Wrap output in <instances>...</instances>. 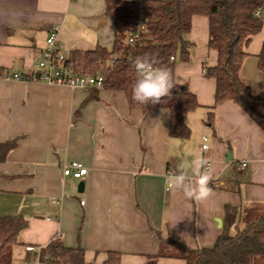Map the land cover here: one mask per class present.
Returning a JSON list of instances; mask_svg holds the SVG:
<instances>
[{
	"label": "crops",
	"instance_id": "crops-1",
	"mask_svg": "<svg viewBox=\"0 0 264 264\" xmlns=\"http://www.w3.org/2000/svg\"><path fill=\"white\" fill-rule=\"evenodd\" d=\"M53 25L66 57L113 43L114 23L104 0H0V74H34ZM207 38V19L194 16L189 60L176 61L174 69L181 82L174 88H186L199 104L185 116L189 138L191 117L206 118L191 142L169 137L168 114L156 120L160 109H130L123 92L0 78V143L17 140L0 163V217L26 220L14 264H39L38 251L52 240L80 246L88 264H103L108 252L120 253V264H145L152 257L156 264H185L171 247L177 253L176 244L211 248L227 224L226 208L236 214L230 235L264 214V131L233 102L215 106V81L202 73L203 63L217 62ZM262 43L264 24L245 48L239 77L264 99V73L256 58ZM198 154L208 160L201 171L212 177L209 197L190 201L166 191L164 177ZM69 161L87 170L76 185L62 175Z\"/></svg>",
	"mask_w": 264,
	"mask_h": 264
},
{
	"label": "trees",
	"instance_id": "trees-1",
	"mask_svg": "<svg viewBox=\"0 0 264 264\" xmlns=\"http://www.w3.org/2000/svg\"><path fill=\"white\" fill-rule=\"evenodd\" d=\"M105 14L113 20L114 36L110 49L71 51L66 63L75 74L102 73V89L120 91L126 95L130 109L148 112L166 108L167 133L171 138L188 139L190 129L185 116L199 107L195 96L186 88L172 90L167 104L142 105L132 99V85L137 79L132 60L145 53L157 54L160 63L171 70L176 61L189 60L191 44L187 36L194 16L207 19V47L217 53L213 67L203 63L205 77L215 81V106L225 101L238 105L264 131V99L252 94L239 77L245 48L264 24V0H143L141 3L104 0ZM258 13V15H257ZM139 22L145 32L133 45L126 35ZM257 68L264 73V43L256 56ZM96 90V89H93ZM212 111L209 112V115ZM17 147V140L0 143V163ZM226 211L227 224L211 248L190 249L178 245V257L185 264H260L264 263V214L250 220L246 226L230 235L235 211ZM26 226L21 216L0 217V264H14L7 259L17 244L19 232ZM103 264H120L121 254L108 252ZM39 264H88L80 246L68 248L60 240H52L38 251ZM145 264H156L150 258Z\"/></svg>",
	"mask_w": 264,
	"mask_h": 264
},
{
	"label": "clouds",
	"instance_id": "clouds-1",
	"mask_svg": "<svg viewBox=\"0 0 264 264\" xmlns=\"http://www.w3.org/2000/svg\"><path fill=\"white\" fill-rule=\"evenodd\" d=\"M137 79L132 85L133 101L142 105L167 104L172 98V90L181 82L173 77L170 69L163 66L157 54L145 53L132 60ZM166 108L156 120L168 114ZM208 160L198 154L189 164L186 161L175 165V170L164 177V188L168 192H180L190 201H204L212 192L209 187L212 177L201 170ZM191 170L192 174L189 175Z\"/></svg>",
	"mask_w": 264,
	"mask_h": 264
},
{
	"label": "built area",
	"instance_id": "built-area-1",
	"mask_svg": "<svg viewBox=\"0 0 264 264\" xmlns=\"http://www.w3.org/2000/svg\"><path fill=\"white\" fill-rule=\"evenodd\" d=\"M144 32L145 26L142 22H139L138 25L133 27L126 35V43L128 45L135 44ZM66 61L67 57L64 54L63 46L59 37V28L53 25L48 29L47 37L45 39V48L41 52L36 72L29 76L0 74V78L13 81H37L47 85L66 87L69 89H102L104 79L101 73L75 74ZM202 73L205 74V70H203ZM202 142L203 144L201 148L202 150H206L207 139L203 137ZM240 167H245V163H241ZM86 174V168L78 161H69L62 166L63 177L80 180ZM51 202L57 203L54 199ZM81 204L83 203L81 202ZM25 251L33 252V248L27 247L25 248Z\"/></svg>",
	"mask_w": 264,
	"mask_h": 264
},
{
	"label": "rangeland",
	"instance_id": "rangeland-1",
	"mask_svg": "<svg viewBox=\"0 0 264 264\" xmlns=\"http://www.w3.org/2000/svg\"><path fill=\"white\" fill-rule=\"evenodd\" d=\"M102 74V73H101ZM194 117H191V118H193V119H191L190 120V126H191V129H192V131H193V134H192V136L187 140V139H185L184 140V142H191V140H192V138H193V136H194V131L196 132V129L198 130L199 128H203L204 126H206V118H204L205 117V115H203V116H199L198 114H197V116L196 115H193ZM200 117V119L203 121V122H199L198 121V123L197 122H195L196 121V118H199ZM200 136H201V134H198V137L197 136H195L196 138H198V140L200 139ZM181 140H183V139H181ZM79 182V179H73V183H74V185H76L77 183ZM173 250V252H171L172 254H174V255H178V253H179V251H178V253H177V249L174 247V246H172L171 247ZM13 250H14V247L11 249V251H10V253L11 254H9L8 255V253H7V259L8 260H10L12 263L14 262V259H13V257H12V254H13ZM176 251V252H175ZM19 263H21V260H19ZM260 264H264V263H260Z\"/></svg>",
	"mask_w": 264,
	"mask_h": 264
},
{
	"label": "water",
	"instance_id": "water-1",
	"mask_svg": "<svg viewBox=\"0 0 264 264\" xmlns=\"http://www.w3.org/2000/svg\"><path fill=\"white\" fill-rule=\"evenodd\" d=\"M77 192L82 193L83 192V184L79 183L77 187Z\"/></svg>",
	"mask_w": 264,
	"mask_h": 264
}]
</instances>
